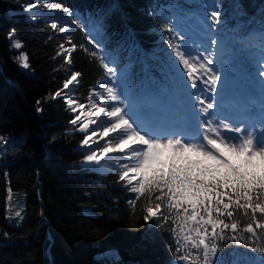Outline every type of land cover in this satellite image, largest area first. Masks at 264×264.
Returning a JSON list of instances; mask_svg holds the SVG:
<instances>
[{
	"label": "snow or ice",
	"instance_id": "snow-or-ice-1",
	"mask_svg": "<svg viewBox=\"0 0 264 264\" xmlns=\"http://www.w3.org/2000/svg\"><path fill=\"white\" fill-rule=\"evenodd\" d=\"M22 7L33 22L40 19V8L63 14V20L52 18L48 27L65 34L71 47L61 43L56 55L71 64L77 45L67 34L73 26L85 27L74 9L66 0H24ZM234 7L243 8L239 0ZM197 8L206 11L198 16L172 0L151 6L148 13L159 20L170 50L168 75L174 104L163 102L167 89H146L143 80L136 82L134 74L120 72L105 53L102 30L116 7L97 10L96 34L85 35L91 48L79 45L99 62L105 77L98 83L99 90L89 91L87 111L85 104L65 92L78 83V71H72L62 88L45 100L63 94L67 111L80 110L68 123L84 134L80 141L84 166L95 169L111 155L119 156L117 183L124 182L134 194L127 200L129 211L133 216L138 212L137 218L149 228L169 234V264H264V10L258 17L253 14L230 26L219 0H208ZM239 14L248 15L246 10ZM193 18L200 27L190 31L186 23ZM249 25L259 26V43L245 36V26L257 31ZM229 32L234 35L226 38ZM128 34L132 35L131 29ZM14 36V32L8 34L11 46L20 49L22 44ZM236 44L241 45L239 49ZM16 60L23 69L30 68L27 54L21 52ZM233 63L230 70L244 75L245 93L260 100L259 105L255 101L248 105L243 114L226 113L220 102L230 86L223 69ZM41 104L42 100L36 101V112L43 110ZM98 135L106 142L94 147L98 141L93 138ZM7 142L0 137V143ZM22 218L19 210L9 217L17 222ZM8 235L4 233L5 238ZM229 244L255 255L234 249L229 259L222 252Z\"/></svg>",
	"mask_w": 264,
	"mask_h": 264
},
{
	"label": "trees",
	"instance_id": "trees-1",
	"mask_svg": "<svg viewBox=\"0 0 264 264\" xmlns=\"http://www.w3.org/2000/svg\"><path fill=\"white\" fill-rule=\"evenodd\" d=\"M66 2L85 25L83 30L73 27L67 34L77 45L70 57L71 64L64 62L63 55H56L61 43L71 47L65 34L55 33L42 17L35 22L27 19L28 13L22 8L24 0H0V137L24 134L22 142L4 153L0 151V264H169V234L149 228L137 218L138 212L136 216L130 213L127 200L134 194L126 190L124 182L117 183L118 164L105 173L83 166L84 153L77 146L84 135L68 123L74 113L66 110L64 96L55 100L45 98L61 89L72 71L81 76L68 95L79 103H86L89 91L104 81L99 62L79 45L91 48L85 35L96 34L95 13L110 7L118 9L102 30L110 60L120 72L134 74L136 82L143 80L144 87L166 83L167 91L173 92L168 75L170 50L156 15L148 14L151 6L167 5L172 0ZM179 2L185 10L202 16L206 9L197 6L208 0ZM219 2L230 26L252 18L253 14L258 17L260 10H264V0H239L242 9L234 7L236 0ZM243 10L247 16L239 14ZM196 25L198 29L195 18L186 23V27ZM249 27L257 31L250 32L245 26V36L259 43V26ZM129 29L132 35L128 34ZM10 32L21 42L20 49L11 46ZM251 33L257 35L256 41ZM240 46L235 45L237 49ZM21 52L28 56L29 69L22 70L16 60ZM234 67L233 63L223 71L229 80L243 85L241 75L230 70ZM37 100H42L41 112L35 110ZM9 190L22 192L25 197L20 225L7 221ZM4 233L9 234L8 238ZM234 249L255 255L231 244L222 252L231 259ZM106 251L116 254L99 257Z\"/></svg>",
	"mask_w": 264,
	"mask_h": 264
},
{
	"label": "rangeland",
	"instance_id": "rangeland-1",
	"mask_svg": "<svg viewBox=\"0 0 264 264\" xmlns=\"http://www.w3.org/2000/svg\"><path fill=\"white\" fill-rule=\"evenodd\" d=\"M43 2H44V0L41 3H43ZM47 2H56V1H54V0H47ZM33 3H35V2H33ZM42 12H51V11H49L47 9L40 8L38 10V13L37 14L40 15V13H42ZM51 13H55V12H51ZM40 17H42V16H40ZM43 19H47V18H43ZM195 29H197V25L195 27H191L190 26V29L189 30L190 31H194ZM193 39H195V40H197V42H199L200 37L198 35H194L193 36ZM193 54H195V53H193ZM20 68L22 70H26V69H23L21 66H20ZM239 75H241V79L240 80H242V82L245 81L244 75L243 74H239ZM236 78H238V76ZM234 80H235V78H234ZM229 81H230V85H231L233 83V81L232 80H229ZM236 83H238L240 85L239 82H236ZM244 86H245V83H243V85H240V87H241L242 90H244ZM245 96L247 98H250V96H248V95H245ZM68 98H70V95H68ZM64 99H65V97H64ZM252 101H255V103L257 105H259V103H260L259 97L256 96V97H251L249 101H245V104L250 105V104L253 103ZM262 102H264V101H262ZM174 103L175 102H172L171 104H174ZM84 111H87V110L85 109ZM76 114H78V113H74V115H76ZM101 125L103 126V122H101ZM3 138H5L8 142L6 144L5 143H0V151H1V153H4L6 150H8L9 148H11L15 144H17L19 142H22L24 140V134L6 135ZM105 142L106 141L103 140L101 142V144H103ZM77 149L80 150L82 153H84L82 151L81 147H80V144L77 146ZM118 159H119V156H116L111 161L112 162V165H113V166H111L112 169H114L117 166V160ZM95 169L99 171V166L97 168H95ZM107 170L109 171L111 169H107ZM24 203H25V197H24V194L22 192L15 193V192H12L11 190H10V192L8 191V197H7V221H8V223H10L12 225H20L22 223L23 218H22V220H19V222H17L16 219H9V217L14 216V212L15 211H18V210L19 211H22V217H23ZM104 256H105V253L104 254H101L99 257H104Z\"/></svg>",
	"mask_w": 264,
	"mask_h": 264
},
{
	"label": "bare ground",
	"instance_id": "bare-ground-1",
	"mask_svg": "<svg viewBox=\"0 0 264 264\" xmlns=\"http://www.w3.org/2000/svg\"><path fill=\"white\" fill-rule=\"evenodd\" d=\"M61 15L63 16V14H61ZM250 36H252V35H250ZM76 85H77V83H74V85L70 86V91ZM160 87L162 89H168V84L163 83ZM93 88H96L97 90H99L98 84L95 85ZM145 88L146 89H149V90H152V91H155L157 89V87H150V86H145ZM70 91L69 90H65V92H67V93H70ZM62 96H63V94H62ZM162 98H163V102H165V103H168L167 99H169V98H170V101L175 100L173 92L168 93V91L162 93ZM238 101H239V94H238V91L237 90H234V91H231V92H227L226 94L220 96V102L221 103L224 102L225 104L231 105L233 109H234L233 105L236 102H238ZM87 104H88V102L85 103V106ZM87 108H85V109L87 110ZM77 111L80 112L79 109ZM94 140H97L98 141V144L97 145H94V147H96V146H102L101 142L103 140H100L99 135L97 137H95ZM116 156H118V155H115V154L114 155H111L108 159H106L104 162H102V164L99 166V169L101 171H103V172H105L107 169H110L111 166H113L111 161Z\"/></svg>",
	"mask_w": 264,
	"mask_h": 264
},
{
	"label": "water",
	"instance_id": "water-1",
	"mask_svg": "<svg viewBox=\"0 0 264 264\" xmlns=\"http://www.w3.org/2000/svg\"><path fill=\"white\" fill-rule=\"evenodd\" d=\"M54 1H57V0H54ZM40 16H42V18H47V19H44L45 21H47V22H51V19L52 18H55V17H57V16H59L60 18H61V20H63L64 19V16H62L61 14H58V13H51V12H42V15H40ZM73 27H75V26H73ZM101 171V170H100ZM102 172V171H101ZM104 254V253H103ZM116 254V252L115 251H106L105 252V256H114Z\"/></svg>",
	"mask_w": 264,
	"mask_h": 264
},
{
	"label": "clouds",
	"instance_id": "clouds-1",
	"mask_svg": "<svg viewBox=\"0 0 264 264\" xmlns=\"http://www.w3.org/2000/svg\"><path fill=\"white\" fill-rule=\"evenodd\" d=\"M75 83V82H74ZM77 86V85H76Z\"/></svg>",
	"mask_w": 264,
	"mask_h": 264
},
{
	"label": "built area",
	"instance_id": "built-area-1",
	"mask_svg": "<svg viewBox=\"0 0 264 264\" xmlns=\"http://www.w3.org/2000/svg\"><path fill=\"white\" fill-rule=\"evenodd\" d=\"M174 94V93H173Z\"/></svg>",
	"mask_w": 264,
	"mask_h": 264
}]
</instances>
